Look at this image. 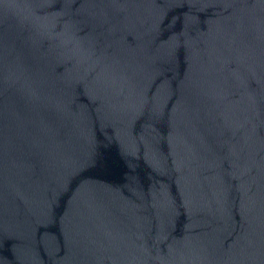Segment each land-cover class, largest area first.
Segmentation results:
<instances>
[{"label": "water", "instance_id": "1", "mask_svg": "<svg viewBox=\"0 0 264 264\" xmlns=\"http://www.w3.org/2000/svg\"><path fill=\"white\" fill-rule=\"evenodd\" d=\"M0 264H264V0H0Z\"/></svg>", "mask_w": 264, "mask_h": 264}]
</instances>
